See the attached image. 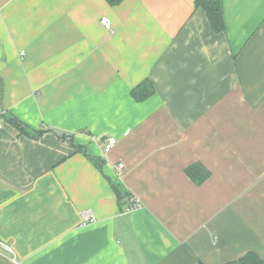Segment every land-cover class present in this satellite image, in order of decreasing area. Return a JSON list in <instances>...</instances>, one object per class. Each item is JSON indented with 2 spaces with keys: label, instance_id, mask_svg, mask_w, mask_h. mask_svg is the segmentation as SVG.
I'll return each mask as SVG.
<instances>
[{
  "label": "crops",
  "instance_id": "1",
  "mask_svg": "<svg viewBox=\"0 0 264 264\" xmlns=\"http://www.w3.org/2000/svg\"><path fill=\"white\" fill-rule=\"evenodd\" d=\"M196 2L0 0V264L264 260V0Z\"/></svg>",
  "mask_w": 264,
  "mask_h": 264
},
{
  "label": "trees",
  "instance_id": "2",
  "mask_svg": "<svg viewBox=\"0 0 264 264\" xmlns=\"http://www.w3.org/2000/svg\"><path fill=\"white\" fill-rule=\"evenodd\" d=\"M112 1L115 0H108V2H112ZM196 5L202 7L206 11L210 25L212 26L213 30L216 33L224 32L225 26L223 22L221 7H220V0H197ZM136 91L137 89L133 91V96L137 100L143 99L144 98L143 93L141 95L139 91L137 92ZM226 264H264V260L256 253L248 252L239 260L229 262Z\"/></svg>",
  "mask_w": 264,
  "mask_h": 264
},
{
  "label": "built area",
  "instance_id": "3",
  "mask_svg": "<svg viewBox=\"0 0 264 264\" xmlns=\"http://www.w3.org/2000/svg\"><path fill=\"white\" fill-rule=\"evenodd\" d=\"M102 24L106 27H109L110 22L107 19H104V20H102ZM24 54H25V52L22 51L21 55H24ZM128 133L129 132H127V134ZM116 144H117V140L114 137L106 138L104 140V154H106V155L109 154L114 149ZM128 201H129V205L125 209L123 215L128 214V213L135 211V210H138V209H142L144 206L142 204V202L134 196L130 197ZM81 218H82V225L83 226L93 224L96 221V216H95L94 212L91 210L83 211L81 213ZM4 248L9 254L14 255L15 252L12 249V247L4 245ZM13 259L15 261V256Z\"/></svg>",
  "mask_w": 264,
  "mask_h": 264
}]
</instances>
